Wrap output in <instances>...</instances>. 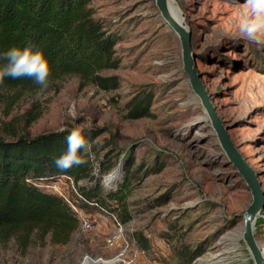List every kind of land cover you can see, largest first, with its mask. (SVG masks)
<instances>
[{"label": "rangeland", "instance_id": "374dc122", "mask_svg": "<svg viewBox=\"0 0 264 264\" xmlns=\"http://www.w3.org/2000/svg\"><path fill=\"white\" fill-rule=\"evenodd\" d=\"M176 2L192 29L196 70L264 191V31L256 41L240 32L245 0ZM93 5L107 30L123 27L117 53L121 61L97 73L107 78V87L95 74H66L49 77L39 99V85L0 88V135L35 137L74 127L95 133L96 168L112 148L113 158L120 155L107 172L96 169L104 185L121 181L120 164L128 157L148 164L158 159L165 165L133 181L128 196L133 216L127 223L91 207L84 211L90 226L80 224L68 244L35 234L24 247L10 239L0 242V264H178L175 242L163 234L172 220L180 225V246L204 249L192 264H256L242 237L252 194L190 86L178 35L155 0H95ZM115 80L119 86L113 85ZM142 89L154 93L152 113L135 118L131 98ZM57 180L70 202L83 198L63 176L42 187L56 193L51 186ZM155 200V206L148 205ZM139 234L149 242L147 252L138 246ZM254 235L264 250V207Z\"/></svg>", "mask_w": 264, "mask_h": 264}, {"label": "trees", "instance_id": "16d2710c", "mask_svg": "<svg viewBox=\"0 0 264 264\" xmlns=\"http://www.w3.org/2000/svg\"><path fill=\"white\" fill-rule=\"evenodd\" d=\"M95 0H0V66L8 61L5 53L13 46L32 43L43 49L49 60V77L78 74L95 78L102 86L105 76L101 70L117 67L118 42L122 39V25L107 30L97 18ZM114 79V78H111ZM29 78L5 77L3 87H34ZM119 86L115 80L114 84ZM154 93L150 89L138 90L131 98V114L135 118L151 115ZM72 129L55 131L35 137L27 135L5 138L0 135V242L10 239L27 246L31 235L44 240L49 237L53 244H68L80 228L81 220L71 203L42 187L43 183L56 180L59 176H70L82 199L74 203L84 212L91 207L99 208L107 215H117L120 224L127 223L133 216L129 209L128 196L135 179L161 171L164 162L154 159V164L141 160L125 159L120 169L121 181L113 185L102 183L95 174L107 172L119 163V153L113 158L115 149L107 152L95 167L94 159L87 153L86 163L67 170L58 169L54 161L67 149L66 137ZM91 152L99 153L95 142L97 134L82 131ZM115 162H113V160ZM158 163H161L159 166ZM87 181L85 184H80ZM117 183V182H116ZM156 200L148 205L155 206ZM84 212V213H85ZM180 226V225H179ZM178 222L166 225V234L175 242L178 264H192L202 256L204 249L179 245ZM139 248L147 252L150 248L146 237L138 235Z\"/></svg>", "mask_w": 264, "mask_h": 264}, {"label": "water", "instance_id": "95a60500", "mask_svg": "<svg viewBox=\"0 0 264 264\" xmlns=\"http://www.w3.org/2000/svg\"><path fill=\"white\" fill-rule=\"evenodd\" d=\"M156 5L164 21L176 32L182 47V62L184 71L189 77L190 86L196 96L200 99L207 116L215 130L218 141L226 152L228 159L232 162L239 175L245 180L253 200L245 210L243 218L242 237L254 258L256 264H264V250H262L254 235V224L264 207V191L254 168L242 156L238 147L232 140L228 128L222 122L215 106L212 104L210 94L205 88L200 75L196 70L195 59L192 48V29L185 20V13L180 9L182 20L177 19L169 5V0H155Z\"/></svg>", "mask_w": 264, "mask_h": 264}, {"label": "clouds", "instance_id": "9594fccd", "mask_svg": "<svg viewBox=\"0 0 264 264\" xmlns=\"http://www.w3.org/2000/svg\"><path fill=\"white\" fill-rule=\"evenodd\" d=\"M247 11L244 13L239 24V30L244 37L249 40L256 41L258 34L264 31V0H245ZM7 63L0 66V82L4 78L12 79L29 78L40 86L37 92V98L48 86V79L51 72L49 60L42 48L32 43L24 46H13L6 53ZM69 115L75 116L70 110ZM64 132L65 129H59ZM82 128L74 127L66 137V151L55 159L54 164L58 169L67 170L74 165L79 166L87 161L81 154L87 153L90 159H94L91 152V144L86 143L82 135Z\"/></svg>", "mask_w": 264, "mask_h": 264}, {"label": "built area", "instance_id": "2783aa9c", "mask_svg": "<svg viewBox=\"0 0 264 264\" xmlns=\"http://www.w3.org/2000/svg\"><path fill=\"white\" fill-rule=\"evenodd\" d=\"M62 176L66 182H69V180H70L74 183L73 179L70 176H68V175H62ZM51 189L54 190L56 193H58V195L62 196L63 198H65L66 200H68L70 202L68 193L61 188L59 180L53 182ZM79 196L82 198V195L79 194ZM70 203H71L73 209L78 212L79 218L81 220V226L83 228L89 227L91 223L87 220L85 213L82 211V209L77 207L74 203H72V202H70Z\"/></svg>", "mask_w": 264, "mask_h": 264}, {"label": "bare ground", "instance_id": "6f19581e", "mask_svg": "<svg viewBox=\"0 0 264 264\" xmlns=\"http://www.w3.org/2000/svg\"><path fill=\"white\" fill-rule=\"evenodd\" d=\"M169 5H170V8L172 9L174 16L181 21L182 20L181 15H180L181 8L180 6H178L179 4L176 2V0H169ZM108 183H111V182L108 181ZM236 236L240 237V234L238 233L236 234Z\"/></svg>", "mask_w": 264, "mask_h": 264}]
</instances>
